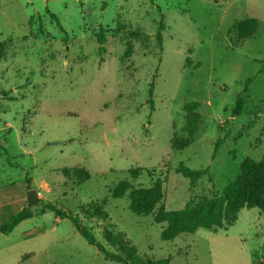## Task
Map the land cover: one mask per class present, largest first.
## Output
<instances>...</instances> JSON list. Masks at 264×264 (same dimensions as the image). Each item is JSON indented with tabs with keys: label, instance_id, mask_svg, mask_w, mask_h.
I'll return each instance as SVG.
<instances>
[{
	"label": "rangeland",
	"instance_id": "obj_1",
	"mask_svg": "<svg viewBox=\"0 0 264 264\" xmlns=\"http://www.w3.org/2000/svg\"><path fill=\"white\" fill-rule=\"evenodd\" d=\"M262 69L264 0H0V224L23 208L34 215L0 232V264H117L47 204L77 215L110 250L102 233L113 224L151 260L264 264L258 208L173 241L156 223L159 207L211 197L245 159L264 158ZM188 108L199 120L192 137ZM181 163L208 173L192 184L176 172ZM74 167L90 179L64 175ZM133 167L144 169L137 180ZM159 179L165 198L149 216L135 215L128 196L111 197L120 181ZM97 206L106 219L84 211Z\"/></svg>",
	"mask_w": 264,
	"mask_h": 264
},
{
	"label": "trees",
	"instance_id": "obj_2",
	"mask_svg": "<svg viewBox=\"0 0 264 264\" xmlns=\"http://www.w3.org/2000/svg\"><path fill=\"white\" fill-rule=\"evenodd\" d=\"M47 13L63 31L64 29L59 17L49 10H47ZM164 29V23L161 21L156 34L159 43L162 42V32ZM97 39L100 44L105 43V37L102 32L97 35ZM262 71L264 72V69H262ZM149 96L150 99L148 102L153 110V85L150 87ZM1 97L6 98L7 94L5 92H0V98ZM195 109L196 108H188L186 111L187 118H189L188 123H191L188 128L190 137L194 135L199 121L198 117L194 114ZM253 123L254 122H250L249 128L252 127ZM189 142L190 141L185 140L182 143L176 144V146L179 149H183ZM222 142L223 139L217 141L215 152L217 146ZM143 170L144 169L141 167L131 168L129 170L131 179H139ZM176 172L189 179L193 184L208 173V168L193 170L181 163L177 167ZM63 173L67 177L72 174L73 177L78 179L80 184L86 182L91 177L90 173L82 167L64 168ZM127 196L130 200V210L135 215L149 216L156 212L158 205L161 204L165 198L163 181L159 179L148 188H137L132 186L128 180H123L118 182L111 189V197L114 199ZM244 208H258L264 215V158L258 162L249 158L245 159L241 165L240 173L235 180L223 191L217 192L211 197H202L198 201L192 200L180 210H165L163 207H159L156 214V223L167 224V227L162 231L161 237L164 241H173L180 234H192L199 229L218 231L225 226H230L238 219V214ZM46 209L56 211L60 218L71 220L81 236L90 245L95 246L106 260L117 264L170 263L169 258L151 260L141 256L136 247L132 245L127 235L117 230L113 224L104 227L102 233L107 246L112 249L110 250L96 239L94 233L82 223V220L77 215H74L72 212H64L56 209L55 206L51 204H47ZM90 209L91 208H87L84 210L85 213L102 219L108 217L105 210L100 206L95 207L93 210ZM33 216L30 209L23 208L0 224V232L3 235H9L19 224L33 218Z\"/></svg>",
	"mask_w": 264,
	"mask_h": 264
},
{
	"label": "water",
	"instance_id": "obj_3",
	"mask_svg": "<svg viewBox=\"0 0 264 264\" xmlns=\"http://www.w3.org/2000/svg\"><path fill=\"white\" fill-rule=\"evenodd\" d=\"M37 191L35 190H30L28 192V198H29V204H32L34 200L37 198Z\"/></svg>",
	"mask_w": 264,
	"mask_h": 264
}]
</instances>
